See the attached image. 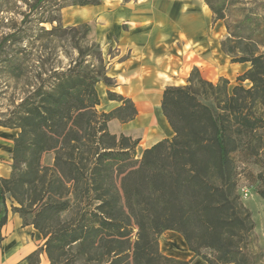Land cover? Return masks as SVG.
Wrapping results in <instances>:
<instances>
[{"label": "trees", "instance_id": "trees-1", "mask_svg": "<svg viewBox=\"0 0 264 264\" xmlns=\"http://www.w3.org/2000/svg\"><path fill=\"white\" fill-rule=\"evenodd\" d=\"M205 2L215 20L225 21L223 5ZM100 4L101 0H64L62 9ZM250 23L251 33L263 38L260 23L254 19ZM82 27L89 30L88 25ZM227 30L230 34L228 26ZM225 44L226 40L222 48L233 63L251 64L238 78L251 87L235 86L229 94L227 79L215 85L194 69L186 86L167 87L163 93L162 111L174 137L145 149L140 159L139 140L114 135L108 126L113 119L133 120L134 103L109 89L108 99L120 106L100 111L96 85L103 82L110 88L112 79L95 75L84 59L58 73L54 87L38 88L23 100L13 172L27 165L36 173L42 154L55 152L49 179L42 176L50 195L41 211L45 219L56 220L46 227L51 232L46 244L53 264L63 263L65 249L77 243L102 258L106 255L110 264H192L195 258L208 264H246L248 254L240 242H251L255 225L238 192L231 145L236 122L247 132H253L257 123L264 125L263 115L254 116L253 111L255 102L264 110V55L251 49L235 58ZM21 181L37 188L32 177ZM9 185L10 180L0 178V246L1 230L8 221ZM80 199L93 201V210L75 226L62 224L61 215ZM130 216L138 228L136 240H132ZM168 231L183 237L194 254L191 260L160 253L159 239ZM205 249L215 256L204 255Z\"/></svg>", "mask_w": 264, "mask_h": 264}, {"label": "rangeland", "instance_id": "rangeland-1", "mask_svg": "<svg viewBox=\"0 0 264 264\" xmlns=\"http://www.w3.org/2000/svg\"><path fill=\"white\" fill-rule=\"evenodd\" d=\"M211 1L217 6L223 5L225 24L232 35L228 33L225 38V49L233 50L235 58L242 56L245 50L251 49L264 55V37L251 33L250 23L254 19V22H259L264 29V0ZM63 5L64 0H0V127L16 129L19 134L20 119L24 115V108L21 106L23 100L38 88L45 91L54 87L59 81L57 74L74 67L79 59H84L85 66L94 71L95 75H106L107 62L101 54V47L93 40L90 26L85 24L89 28L86 31L82 27L84 24H66L62 17ZM73 9L77 14L80 8ZM230 60L233 63L231 57ZM242 75L231 79L219 78L215 83H211L217 85L222 79H227L228 91L232 94L235 86L245 89L251 87L249 81L238 80ZM112 84V87H107L108 90L113 91V80ZM99 86L98 83L97 91ZM110 105L102 103L99 110L109 112L118 104ZM253 111L254 116L264 117V110L258 102L253 105ZM234 128L236 132L231 145V157L237 188L241 201L250 211L255 225L251 242L242 241L240 245L246 248L248 254L246 264H264V125L257 123L253 132H247L238 122ZM143 151L138 145V159L142 157ZM12 156L13 150L11 160L8 161L11 172L8 176L0 173V178L10 180V190L6 192L8 218L20 217L24 224L33 225L37 234L41 235L38 248L28 260L29 264H36L43 257L53 264L46 244L51 232L46 227L52 226L56 220L45 219L41 211L50 195L46 191L49 183H44L43 187L45 177L42 176L47 175L49 179L51 172L48 169L55 165V152L52 150L42 154L36 167L37 174L32 173L27 165H22L14 173ZM24 177L35 179L37 188L21 181ZM71 207L70 211L61 215V222L75 226L85 212L93 210V201L76 200L71 202ZM130 221L132 240H136L138 228L132 216ZM170 237H175L176 241L181 240L180 234L170 231L163 233L159 239L160 253L165 251L164 242ZM177 246L180 244L176 245V248ZM203 254L209 258L215 256V253L207 249L203 250ZM101 255L94 253L93 249L80 248L77 243L65 249L61 258L63 263L60 264H110V259L108 260L106 255L102 258Z\"/></svg>", "mask_w": 264, "mask_h": 264}, {"label": "crops", "instance_id": "crops-1", "mask_svg": "<svg viewBox=\"0 0 264 264\" xmlns=\"http://www.w3.org/2000/svg\"><path fill=\"white\" fill-rule=\"evenodd\" d=\"M74 7L80 8L77 14ZM74 7L62 10L63 21L90 26L107 62L106 75L115 84L113 92L131 100L137 109L136 117L129 122L111 120L109 131L139 140L142 151L175 135L162 111L167 87L186 86L195 68L214 83L251 68L250 63H231L222 48L228 35L225 21L215 20L205 0H101L97 6ZM99 85L101 104H118L114 109L120 106L108 99L107 86ZM17 136L16 129L0 127L3 176L11 172L8 161ZM1 234L0 264H29L28 257L41 240L33 225L9 216ZM163 246L165 251H161L166 256L185 261L193 258L182 236L177 241L170 237ZM37 264L50 263L43 257ZM193 264L208 263L197 258Z\"/></svg>", "mask_w": 264, "mask_h": 264}, {"label": "bare ground", "instance_id": "bare-ground-1", "mask_svg": "<svg viewBox=\"0 0 264 264\" xmlns=\"http://www.w3.org/2000/svg\"><path fill=\"white\" fill-rule=\"evenodd\" d=\"M1 255V258H2V260H3V256H2V254H0Z\"/></svg>", "mask_w": 264, "mask_h": 264}]
</instances>
